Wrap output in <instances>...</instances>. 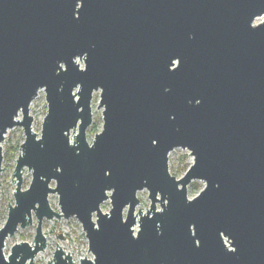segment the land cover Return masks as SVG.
Masks as SVG:
<instances>
[{
    "label": "water",
    "instance_id": "water-1",
    "mask_svg": "<svg viewBox=\"0 0 264 264\" xmlns=\"http://www.w3.org/2000/svg\"><path fill=\"white\" fill-rule=\"evenodd\" d=\"M96 91L102 128L89 143ZM14 127L24 140L0 264H34L43 219L70 217L92 255L78 264H264V0H0V174ZM176 148L192 157L180 178ZM142 190L149 205L136 211ZM33 216L32 243L5 254ZM47 264L77 263L57 245Z\"/></svg>",
    "mask_w": 264,
    "mask_h": 264
},
{
    "label": "rangeland",
    "instance_id": "rangeland-1",
    "mask_svg": "<svg viewBox=\"0 0 264 264\" xmlns=\"http://www.w3.org/2000/svg\"><path fill=\"white\" fill-rule=\"evenodd\" d=\"M263 18L256 19L255 21H261ZM82 67V63H80ZM99 100V91L93 93L91 108H92V123L86 131V138L89 143L92 142L93 137L102 128V108L97 109ZM47 104L45 101V93L43 90L38 92V95L31 102L29 106V114L33 118L32 130L40 136L41 122L46 114ZM18 119H21V114H19ZM94 126V127H93ZM24 140V135L21 127H14L9 129L4 136V140L1 143L3 161L2 168L4 170L0 174V228L4 225L7 211L8 203L13 204V190L15 185L11 182V176L13 173L15 160L20 153L17 150L15 153L12 149L19 146ZM192 163V157L189 155L188 151L176 148L169 153L168 156V167L169 171L176 178H180L188 166ZM186 168V169H185ZM22 189H26L31 181V172L25 169L22 174ZM50 186H54V182H51ZM204 183L202 181H192L188 186V197L192 198L203 188ZM137 197L140 200L139 205L136 207L138 209H146L149 205V200L147 197V191L142 190L137 193ZM48 201L51 208L58 211V197L56 194H50L48 196ZM111 208L110 201H104L100 209L103 213H106ZM126 210L123 212L125 215ZM36 219L33 216V222L30 226L23 229L19 228L17 231L5 240L4 253L7 254L10 247L22 241L32 243L35 235ZM137 227L135 226V231ZM42 233L46 238V248L39 252L34 258V264H47L52 260L53 252L58 245L66 253L72 256L75 263L78 264L79 259L83 257L92 258V255L88 252L87 240L84 236V232L81 228V224L77 221L75 217H70L68 219H43L42 222Z\"/></svg>",
    "mask_w": 264,
    "mask_h": 264
},
{
    "label": "trees",
    "instance_id": "trees-1",
    "mask_svg": "<svg viewBox=\"0 0 264 264\" xmlns=\"http://www.w3.org/2000/svg\"><path fill=\"white\" fill-rule=\"evenodd\" d=\"M93 127H94V126H93ZM17 150H19V146H17V147H15V148H13V149H12V152H14V153H15ZM185 169H186V168H185ZM185 171H186V170H185ZM185 171H184V172H185Z\"/></svg>",
    "mask_w": 264,
    "mask_h": 264
},
{
    "label": "bare ground",
    "instance_id": "bare-ground-1",
    "mask_svg": "<svg viewBox=\"0 0 264 264\" xmlns=\"http://www.w3.org/2000/svg\"><path fill=\"white\" fill-rule=\"evenodd\" d=\"M61 248V247H60Z\"/></svg>",
    "mask_w": 264,
    "mask_h": 264
}]
</instances>
